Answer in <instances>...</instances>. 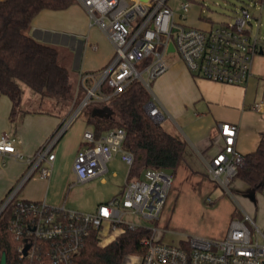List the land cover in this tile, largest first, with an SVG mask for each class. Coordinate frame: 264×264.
<instances>
[{
  "label": "built area",
  "instance_id": "obj_1",
  "mask_svg": "<svg viewBox=\"0 0 264 264\" xmlns=\"http://www.w3.org/2000/svg\"><path fill=\"white\" fill-rule=\"evenodd\" d=\"M75 1L85 9L90 24L108 38L113 55L98 71L81 73L76 95L79 90L84 94L79 103L74 99L70 116L34 155L25 158L17 150V136L7 132L0 135V154L28 164L24 175L0 204L2 211L12 203L11 229L18 240L17 257L6 264H77L76 256L91 231L96 232L98 244L105 246L127 229L141 226L125 219V215L132 213L154 220L161 212L172 183V176L162 169L147 168L143 171L145 179L125 180L123 191L100 203L92 213L72 211L43 200L24 201L17 196L18 189L36 169L41 177L49 175L55 142L84 106L92 101H107L133 81L151 92L150 82L169 67V53H177L193 75L243 85L252 76L255 54L261 49L264 52V38L252 32V14L246 7H241L233 21L200 29L176 21L167 0ZM260 2L261 12L264 0ZM181 8L187 12L188 3L182 2ZM184 18L181 15V20ZM170 43L173 51L168 49ZM144 108L153 121L160 123L164 119L154 97ZM252 108L262 112L264 103H255ZM219 129L223 147L206 161V172L229 191L237 170L245 163V155L235 148L237 124L220 123ZM124 139L125 130L121 127L108 129L99 136L91 129L84 130L72 166L76 181L86 182L105 173L106 163L117 153L129 168L133 154L123 148ZM43 162L48 166H42ZM248 223L253 225V231ZM150 229L152 234L143 240L144 252L127 255L123 259L127 264H264V230L245 211L230 220L222 238L185 236L166 242L156 236V228Z\"/></svg>",
  "mask_w": 264,
  "mask_h": 264
},
{
  "label": "crops",
  "instance_id": "obj_2",
  "mask_svg": "<svg viewBox=\"0 0 264 264\" xmlns=\"http://www.w3.org/2000/svg\"><path fill=\"white\" fill-rule=\"evenodd\" d=\"M174 16L176 21H181L175 14ZM184 19L185 23L188 22V24L182 22L186 26L200 29L214 26L200 20V17L199 19L193 17L187 21L185 16ZM30 32L37 40L52 44L57 49L58 46L62 48L68 57L66 65L73 71L69 79L75 80L77 84L81 73L98 71L107 65L113 55L110 41L97 26L90 24L85 9L79 3H73L62 10L40 11L32 20ZM62 61L59 56V62L67 69ZM168 64L166 72L152 80L151 92L164 119L168 118L172 125L174 123L172 129H164L186 142L183 164L193 169L190 162L199 156L206 166V161L223 147V139L219 133L220 123L237 124L236 150L246 154L256 148L259 140L264 137V111L257 112L252 106L255 103H264V91L259 97L257 94L259 80L253 74L245 84L233 85L193 75L180 58ZM30 103L34 105L29 106ZM43 104L50 107L42 108ZM52 106V100L42 99L38 94L24 88L20 103L22 111H17L14 119H11V101L8 96L0 94V135L7 132L17 136L20 140L17 150L25 158L31 157L52 136L69 113L66 109L60 114L52 110ZM83 117L82 132L71 146V152L65 153L59 143L67 134L66 129L52 148L54 159L47 179L32 178L34 173H39L36 169L18 189L19 198L43 200L50 205L58 204L67 183L64 175L66 172H72V163L80 148L82 133L86 129H91L84 115ZM177 131L180 132L179 135L176 134ZM115 158L117 155L109 161ZM41 165L48 166L46 162ZM27 168L25 160H15L0 154V203L16 186ZM100 181L106 183L105 178H101ZM246 188L244 184V189Z\"/></svg>",
  "mask_w": 264,
  "mask_h": 264
},
{
  "label": "trees",
  "instance_id": "obj_3",
  "mask_svg": "<svg viewBox=\"0 0 264 264\" xmlns=\"http://www.w3.org/2000/svg\"><path fill=\"white\" fill-rule=\"evenodd\" d=\"M73 3L76 1H0V94L8 96L11 101V119H14L17 111H22L23 88L20 82L42 99L52 100L55 106L72 100L69 73L59 62L57 47L37 40L28 31L40 11L62 10ZM79 94L82 97L84 91L79 90ZM150 99V92L139 82L133 81L124 91L107 101H92L81 110L96 136L111 128L121 127L125 130L123 148L133 154L126 180L140 178L147 168L165 170L173 177L184 161L185 140L171 134L149 117L144 105ZM244 155L245 163L234 178L247 187L260 189L264 185V137L254 150ZM12 206L10 203L0 212V259L5 253L7 262L17 257L18 246L11 229ZM237 214L240 216V212ZM151 234L150 228L139 226L133 230L127 229L111 243L100 246L96 232L91 231L80 247L76 262L122 264L127 255L144 252L143 240Z\"/></svg>",
  "mask_w": 264,
  "mask_h": 264
},
{
  "label": "rangeland",
  "instance_id": "obj_4",
  "mask_svg": "<svg viewBox=\"0 0 264 264\" xmlns=\"http://www.w3.org/2000/svg\"><path fill=\"white\" fill-rule=\"evenodd\" d=\"M182 2L188 3L187 12H184L181 8ZM260 3V0L257 3L254 0H167V4L171 7L177 19L181 20V15L186 16L187 21L193 17H196V19L200 17V20L214 26L220 22L233 21L239 15L241 7H246L252 14V32L254 34L258 32L259 36L264 38V4L260 12ZM181 22L185 23V19H182ZM185 24H188V22ZM257 25L259 28H257ZM28 33H31L30 30ZM58 51L61 60H63L62 62L67 67V55L65 56L60 46H58ZM178 58V54L173 52L167 54L166 61L171 63ZM67 70L69 77H71L73 71H70L68 67ZM252 74L259 80L257 94L261 97L264 91V52L255 54L252 62ZM69 82L72 100L67 103L64 102L63 105L52 106V110L60 114L68 109L67 117L72 112L74 99L76 104L81 99L80 94L76 95L77 82L75 80L71 81V79H69ZM20 85L23 89L27 88L32 91L24 83L20 82ZM152 87L153 81L150 82L151 90ZM150 94L152 95V92ZM33 105L34 103L29 104V106ZM43 106L42 108L50 107V105L45 104ZM83 118V114L80 113L66 128L68 129L66 136L64 135L60 139L59 143H61L65 153L71 152V146L82 132L81 122ZM176 122L181 125L179 120L176 119ZM160 124L167 130L172 129L174 126V123L172 125L168 118L162 120ZM179 133L176 134L179 135ZM116 155L117 158L106 163L107 171L90 181L77 182L73 170H71V173L66 172L64 177L67 179V183L56 206L65 205L66 209L72 211L92 213L100 203L105 202L114 194H118L125 184L128 166L120 159L119 153L114 156ZM190 163L193 169L182 163L172 177L171 186L157 219H146L132 213L125 215L124 218L131 219L147 228H156V236L166 242H176L185 236L222 238L227 231L230 220L239 218L237 212L242 211H246L255 225L264 230V189L256 190L254 199H250L243 195L244 184L238 178H233L228 191L217 185L205 173V163L199 156ZM34 177L40 178L41 176L36 172L32 178ZM101 178H105L106 183L101 182ZM140 179H145L143 172ZM208 198L211 199V202L207 201ZM248 224L253 231V225ZM122 264L127 263L124 260Z\"/></svg>",
  "mask_w": 264,
  "mask_h": 264
},
{
  "label": "water",
  "instance_id": "obj_5",
  "mask_svg": "<svg viewBox=\"0 0 264 264\" xmlns=\"http://www.w3.org/2000/svg\"><path fill=\"white\" fill-rule=\"evenodd\" d=\"M168 49L170 51H173L174 47H173L172 43L169 44ZM259 53H263L262 49L259 51ZM255 191H256V187H247L246 189H244L243 195L245 197L250 198V199H254ZM0 212H1V209H0ZM0 264H6V255H5V253H2V256H1V259H0Z\"/></svg>",
  "mask_w": 264,
  "mask_h": 264
},
{
  "label": "flooded vegetation",
  "instance_id": "obj_6",
  "mask_svg": "<svg viewBox=\"0 0 264 264\" xmlns=\"http://www.w3.org/2000/svg\"><path fill=\"white\" fill-rule=\"evenodd\" d=\"M260 189H264V185H262ZM256 190H258V189H256Z\"/></svg>",
  "mask_w": 264,
  "mask_h": 264
}]
</instances>
